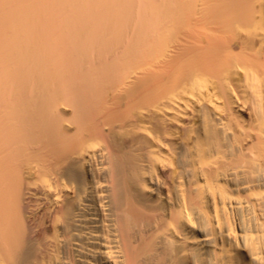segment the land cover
I'll return each mask as SVG.
<instances>
[{
	"label": "bare ground",
	"instance_id": "6f19581e",
	"mask_svg": "<svg viewBox=\"0 0 264 264\" xmlns=\"http://www.w3.org/2000/svg\"><path fill=\"white\" fill-rule=\"evenodd\" d=\"M0 264H264V0H0Z\"/></svg>",
	"mask_w": 264,
	"mask_h": 264
}]
</instances>
